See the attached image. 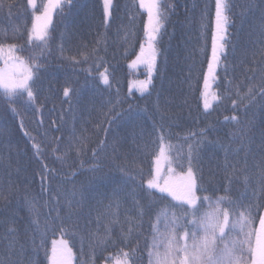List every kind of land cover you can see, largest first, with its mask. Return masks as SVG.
<instances>
[{
  "label": "trees",
  "instance_id": "1",
  "mask_svg": "<svg viewBox=\"0 0 264 264\" xmlns=\"http://www.w3.org/2000/svg\"><path fill=\"white\" fill-rule=\"evenodd\" d=\"M53 1L32 0L30 6L29 0H0V50L11 47L31 68L28 85L36 81L34 103L27 90L17 91L22 99L17 92L0 91V264L9 247L15 264H132V248H137L135 258L149 264V250L171 234L173 210L157 202L151 221L145 217L141 223L136 202L149 201L141 186L154 177L159 184L170 178L178 182L181 165L187 170L190 144L202 157L199 183L206 191L196 193L200 215L208 211L207 202L227 195L232 203L220 202L229 214L221 242L232 246V240L243 238L241 228L233 227L234 220L243 218L253 230L254 246V230L264 213V197L252 192L264 106L257 97L241 108L239 126L231 117L237 115L233 100L239 102L247 92L252 73L246 69L259 67L261 60L264 0H221L220 30L216 0H157V23L163 27L152 44L162 70L153 71L151 83L148 68L131 66L141 55V44V61L151 55L149 16L141 0H111L110 26L104 22L103 0H74V7L66 0ZM214 32L218 60L209 74ZM66 86L71 100L64 96ZM202 133L206 139L201 143ZM102 140L107 148L100 152V167L93 154ZM245 145H250L247 156ZM225 148L238 169L229 173L231 182L222 168ZM114 189L121 190L119 198L113 197ZM77 190L83 192L82 203L77 195L70 205L66 194ZM70 208L76 213L71 220ZM130 219L136 220L137 230L129 231ZM185 231L190 236L194 228L177 229L176 238L181 240Z\"/></svg>",
  "mask_w": 264,
  "mask_h": 264
},
{
  "label": "snow or ice",
  "instance_id": "2",
  "mask_svg": "<svg viewBox=\"0 0 264 264\" xmlns=\"http://www.w3.org/2000/svg\"><path fill=\"white\" fill-rule=\"evenodd\" d=\"M66 2L72 7L75 6L74 0H66ZM104 3V22L106 26H110L109 20V8L111 6V0H103ZM29 5H32V0H29ZM141 6H144V0H141ZM171 7V6H169ZM49 9L46 8L45 16H47ZM71 11V8L68 9ZM262 15V23L260 26L261 34L264 35V8L261 9ZM37 19H40L37 17ZM149 20H152V9L149 7ZM222 24V15H221V0H216V25L217 30H220ZM163 27V25L157 24L156 27L152 28V33H156L159 31V28ZM41 38V37H38ZM217 34L214 32L212 37V59L209 60L208 63V73L210 74L213 71V61L218 60L217 55ZM156 39L155 35L149 34L148 40V49L151 53L150 57L147 60L148 63V83L152 82L153 79V71L155 70L157 73L161 72V65L156 62V50L153 48L152 42ZM63 51V49H62ZM141 55L137 57V61L142 60L145 48L144 45L141 44ZM259 53L261 56V60L259 61V67H251L246 69L252 73L251 76L247 77V84L245 87L247 88V92H244L240 97V101L233 100V105L237 110V115L231 117V120L236 123V125H240L242 123L243 118L239 114V110L246 105H252L257 97L260 98L262 106H264V44H261L259 48ZM162 54V53H161ZM252 63L255 65L257 61L254 59ZM43 66V65H41ZM102 82L104 84H108V79L105 76V73L100 74ZM7 78L10 80L11 75H7ZM31 79L30 75L24 76L23 78H18L13 82V87L17 89L27 90V94L30 98L29 102L34 103L33 98V90L35 87V80L32 85H28L27 81ZM36 79H39V75L37 74ZM205 87L208 86V75H205L204 78ZM110 87V86H109ZM73 94H75V90L73 89ZM143 91H147V85L144 86ZM21 99L23 98L22 92H17ZM64 96L71 100L69 87L66 86L64 89ZM119 101H117V104ZM117 104H114L112 109L109 110L110 113L115 112ZM207 107V105H206ZM118 114V113H117ZM227 119V118H226ZM108 123H112L111 120L107 121ZM254 124L252 119L247 121V125L251 126ZM104 131H107L104 129ZM206 137L201 135V143ZM211 143V142H210ZM100 150L94 152L93 161L94 165H98L102 167V163L99 161L100 152L104 151L107 148L106 141H100ZM250 145H245V155L247 156ZM259 149V159L255 163V167L257 171L255 172L256 181L255 185L252 186L253 195L259 194V196L264 197V137H262L261 143L257 145ZM115 163V161H114ZM159 161H157V164ZM202 157L199 148L195 144H190L189 153L187 156L186 167L187 170L184 171V165H181V171L183 175L178 178V182L172 183L169 179H165L163 185H160L157 182V179L154 177L153 179H149L147 181L146 186L142 184L141 190L145 192L146 196L149 197V201L147 203H141L140 201L136 202L137 211L139 216L136 218L141 223L144 221V218L147 217L148 221H151V217L154 210V205L157 202H162L165 205V208H169L173 210V220H172V230H171V238L169 240V244L167 250L161 254L156 252L155 254L149 250V264H264V213L259 214V229L255 231V245L252 244V236L253 230H249L244 232V226H241V232L243 234V238L239 240H232V247L227 249V252L224 253L222 250L218 251L216 249V237L217 234L220 236H224V229L229 223V214L227 209L220 207L221 201H228L227 195L218 198L216 201V208L211 212H206L203 215H200V208L197 206V201L200 197L197 196V192L206 191V189L199 183L201 174H202ZM120 171H122L125 175H127V169L123 165H116ZM222 168L225 172L226 178L231 182V176L235 175L238 171L236 167V163L230 161L227 155V149L225 148V160L222 165ZM94 170V169H93ZM172 169L169 168V172L171 173ZM158 172V169H157ZM143 176V174H141ZM41 179L44 180L45 177L42 174ZM250 179V177H247ZM151 189H156V192L150 191ZM229 190L228 186H225V193ZM135 192V189H133ZM160 195H157L156 193ZM11 193V188H9V194ZM79 195L81 197L82 203L83 192L82 191H73L70 195L66 194V198L69 200V204L71 205L74 202V198ZM114 198H119L121 195L120 189H114L112 193ZM167 197H171V200H167ZM3 198H7L4 196ZM208 197H203V200L207 201ZM173 201L175 203H173ZM30 203V202H29ZM231 204V201H228ZM186 206V207H185ZM111 208V203L108 206ZM257 208L260 207L258 203L256 205ZM69 220L76 215L75 212L69 211ZM102 213H97L98 222L99 217ZM185 217H191V219L185 220ZM57 219L63 220L62 217H57ZM251 219V217H250ZM35 223V221H33ZM129 223L133 225L129 229V231L137 230L136 220L130 219ZM187 224H195L197 225L203 232V237L199 241H195L194 244L189 247L188 245L179 244L176 242V233L177 229L186 228ZM236 222H233V227H235ZM154 227V226H153ZM66 229H61V231H65ZM107 231V229H106ZM8 232L12 233V239L15 240V228L14 226H10L8 228ZM187 232L185 231L184 235L180 236V239H185ZM103 242V241H102ZM127 243V238L124 237L123 241ZM64 247V250L68 252L70 256V251L67 250V247L63 241L60 242ZM55 251V249H54ZM137 248H132L131 253L133 256L132 264H142V261L135 258V253ZM246 253H250V261L249 256ZM13 248L9 247V255L6 259L5 264H15V261L12 260ZM125 257L129 256V253L123 254ZM119 264V262H118Z\"/></svg>",
  "mask_w": 264,
  "mask_h": 264
},
{
  "label": "rangeland",
  "instance_id": "3",
  "mask_svg": "<svg viewBox=\"0 0 264 264\" xmlns=\"http://www.w3.org/2000/svg\"><path fill=\"white\" fill-rule=\"evenodd\" d=\"M54 2H60V0H54L53 3ZM156 3H157V0H144V4L146 6L148 16H149V7H151V9H152V20L148 21V30H149V34H153V35L155 33H152V28L156 27L158 24L157 23V17H156ZM50 8H51V4H50ZM50 8H49V12H50ZM155 18H156V20H155ZM39 34H40V32H38V31L35 32L36 36H38ZM147 60H148V58L144 59V61L136 62L135 64L132 63L131 66L134 68H136L137 66H143V67L148 68ZM9 74L11 75L10 80L7 78V75H9ZM27 75L32 76L31 68L29 66H27L25 63H23L19 58H17L15 53H13L11 47L3 48L2 51L0 50V91L1 92L10 93V92H17V91L23 90V89L14 88L13 82L16 81L18 78H23L24 76H27ZM30 80L31 79H29L27 81V84L30 82ZM208 87L206 88V90H207L206 91V97H205L206 99H209V97H210ZM160 158H162L161 160L164 159V152L161 153ZM169 180L172 183H176V181H173L172 178H170ZM160 185H163V183ZM169 198H171V197H169ZM207 205H210V206H207L208 211H206V212L213 211L217 206L216 201L211 202V204L207 202ZM220 207H221V205H220ZM234 221L236 222L235 227L237 229L241 228V226H244V228H246L244 230V232L249 231L246 227V222L243 218H237ZM190 226H192L194 228L193 233H191L190 236L186 235L185 239H183V240H178L176 238V242H178L179 244H182V245L186 244L189 247H191L195 241H199L202 239V237H203L202 230L200 228H198L197 225H195V224H190ZM227 229H228V225L224 229L225 233H226ZM240 231H241V229H240ZM184 234L185 233H183V235ZM224 236H220L219 234H217L216 249L218 251L222 250L224 253H226L227 249L231 248L232 246H230V244L227 245L226 243L221 242V239ZM170 238H171V235L165 236L163 238V241H161L162 240V237H161L160 241L158 243H156V246H155L153 253L155 254L156 252H159V253L163 254L167 250ZM252 241H253V236H252ZM246 255L249 256L248 253H246ZM60 264H62V261L60 262Z\"/></svg>",
  "mask_w": 264,
  "mask_h": 264
}]
</instances>
